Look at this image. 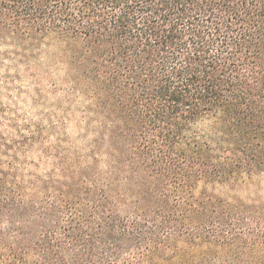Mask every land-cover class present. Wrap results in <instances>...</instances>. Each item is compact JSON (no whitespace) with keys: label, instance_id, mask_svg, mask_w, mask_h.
<instances>
[{"label":"trees","instance_id":"16d2710c","mask_svg":"<svg viewBox=\"0 0 264 264\" xmlns=\"http://www.w3.org/2000/svg\"><path fill=\"white\" fill-rule=\"evenodd\" d=\"M0 40L87 102L69 148L0 117V264H264V0H0Z\"/></svg>","mask_w":264,"mask_h":264},{"label":"rangeland","instance_id":"374dc122","mask_svg":"<svg viewBox=\"0 0 264 264\" xmlns=\"http://www.w3.org/2000/svg\"><path fill=\"white\" fill-rule=\"evenodd\" d=\"M34 53L38 56L27 61L15 45L0 40V117L22 127L39 126L46 138L61 140L66 148L80 145L77 125L87 115L86 99L65 85V76L56 67L55 47L44 55L43 51ZM254 182V186L240 189L238 195L246 199L259 191L264 198V174Z\"/></svg>","mask_w":264,"mask_h":264}]
</instances>
